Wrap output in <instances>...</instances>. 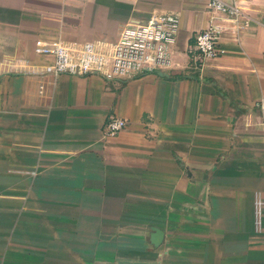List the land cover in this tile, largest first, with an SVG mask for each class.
Wrapping results in <instances>:
<instances>
[{
  "label": "crops",
  "instance_id": "crops-1",
  "mask_svg": "<svg viewBox=\"0 0 264 264\" xmlns=\"http://www.w3.org/2000/svg\"><path fill=\"white\" fill-rule=\"evenodd\" d=\"M245 1L199 62L207 0H0V264H264V0ZM152 13L179 17L166 76H53L34 52Z\"/></svg>",
  "mask_w": 264,
  "mask_h": 264
},
{
  "label": "built area",
  "instance_id": "built-area-1",
  "mask_svg": "<svg viewBox=\"0 0 264 264\" xmlns=\"http://www.w3.org/2000/svg\"><path fill=\"white\" fill-rule=\"evenodd\" d=\"M211 16L207 26L194 37L193 50L198 61L223 55L219 41L225 33L236 38L251 23L245 0H207ZM179 17L174 13H152L147 20L126 24L115 43L101 41L82 44L59 40H36L34 52L47 57L44 72L58 76L98 75L106 81L130 78L144 72H163L172 68L170 49L179 31ZM260 106L259 103L256 104ZM127 121L109 117L102 130L105 139L115 137Z\"/></svg>",
  "mask_w": 264,
  "mask_h": 264
},
{
  "label": "water",
  "instance_id": "water-1",
  "mask_svg": "<svg viewBox=\"0 0 264 264\" xmlns=\"http://www.w3.org/2000/svg\"><path fill=\"white\" fill-rule=\"evenodd\" d=\"M158 74H159L160 76H166V74L161 73V72H159ZM155 232H156V231H155ZM157 234H158V233L156 232V236H155V237H156V241H157V238L161 236L160 233H159L158 235H157ZM152 243H153V245H155V242H152Z\"/></svg>",
  "mask_w": 264,
  "mask_h": 264
}]
</instances>
